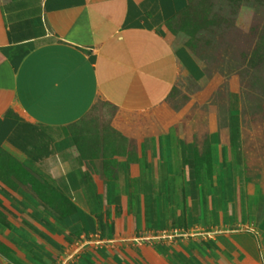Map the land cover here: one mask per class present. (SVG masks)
<instances>
[{"label":"crops","instance_id":"crops-1","mask_svg":"<svg viewBox=\"0 0 264 264\" xmlns=\"http://www.w3.org/2000/svg\"><path fill=\"white\" fill-rule=\"evenodd\" d=\"M186 6L0 0V264H264L240 97Z\"/></svg>","mask_w":264,"mask_h":264},{"label":"rangeland","instance_id":"rangeland-1","mask_svg":"<svg viewBox=\"0 0 264 264\" xmlns=\"http://www.w3.org/2000/svg\"><path fill=\"white\" fill-rule=\"evenodd\" d=\"M172 29L208 80L238 93L246 171L264 191V0H187Z\"/></svg>","mask_w":264,"mask_h":264}]
</instances>
